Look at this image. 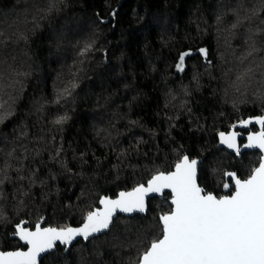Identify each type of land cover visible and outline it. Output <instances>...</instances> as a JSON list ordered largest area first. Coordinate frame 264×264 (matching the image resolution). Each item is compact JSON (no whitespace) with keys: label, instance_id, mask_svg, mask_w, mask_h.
I'll use <instances>...</instances> for the list:
<instances>
[{"label":"trees","instance_id":"16d2710c","mask_svg":"<svg viewBox=\"0 0 264 264\" xmlns=\"http://www.w3.org/2000/svg\"><path fill=\"white\" fill-rule=\"evenodd\" d=\"M49 2L0 0V39H7L0 73L17 81L0 87V103L8 100L5 92L15 98L14 115L0 125V162L8 160L12 178L0 198V251L24 249L10 239L19 221L31 229L44 216L43 226H79L99 197L146 183L156 170H173L183 153L204 161L198 183L217 196L224 194V172L246 178L258 166L257 152L237 158L217 148L219 132L264 112L253 89L225 94L247 67L238 57L247 50L248 28H264L259 19L245 21L226 39L241 0H56L58 10L46 13ZM254 2L243 0L245 9ZM20 33L27 39H18ZM88 43L92 50L81 55ZM201 47L212 66L196 55L178 72L179 53ZM254 55L258 63L260 54ZM63 115L69 119L62 127L52 123ZM57 149V161L71 172L52 159ZM36 169L45 185L29 188L27 179H17ZM85 188L90 192L81 203ZM148 205L146 219L118 216L107 235L79 241L66 255L57 248L40 264H130L144 248L137 240L141 225L169 210V194Z\"/></svg>","mask_w":264,"mask_h":264},{"label":"snow or ice","instance_id":"6c2138e0","mask_svg":"<svg viewBox=\"0 0 264 264\" xmlns=\"http://www.w3.org/2000/svg\"><path fill=\"white\" fill-rule=\"evenodd\" d=\"M56 10H58L56 0H50L46 13ZM262 13L264 0H255L248 10L241 0L235 10V23L228 30L226 39L234 37L245 21L259 19L260 24L264 25ZM115 14L112 13L113 16ZM217 22H221L219 17ZM101 23L104 21L101 20ZM13 35L17 33L14 32ZM0 36H3L2 32ZM18 39L26 40L27 37L20 33ZM244 43L247 50L238 57V61L240 65L248 62L247 67L236 73L235 79L231 80L225 89V94L232 90L244 96L253 89L258 93L261 102H264V28L257 27L253 30L249 27ZM6 45L7 39H0V57L3 56L2 50ZM92 48V43L86 44L81 55L87 54ZM254 54H260L258 63ZM196 55L204 60L206 67L212 66L209 50L201 47L195 51L188 49L179 53L175 64L176 70L183 73L187 67L186 61ZM0 63H6V60L0 58ZM16 83L17 81L10 80L0 73V87L14 88ZM5 94L8 95V100L0 103V125L5 124L14 115L12 105L15 98L10 93ZM68 119L67 115H63L52 123L62 127ZM252 122L251 119L241 120L239 124L247 127ZM255 122L260 124L261 131L251 133L247 138L248 143L244 144L243 148H258L261 151L258 167L251 169L247 178H241L236 171L224 172L223 175L227 179L222 187L226 194L217 196L206 191L198 183L199 173L204 170L201 168L204 161L183 153L173 170H156L146 184H138L131 191H120L114 199L108 196L99 197V206L95 208L89 206L78 227L43 226L46 222L44 216L39 217L31 229L27 227L28 221H19L12 235L23 241L27 250L0 251V264H38L41 254H54L58 245H63V250L68 252L78 238L88 242L98 239L99 234L107 235L111 232L117 226L118 214H127L133 218L134 214H144L140 217L144 220L149 210L148 197L151 194L163 196L165 190H168L171 196L170 208L160 214L154 224L141 225L142 230L138 232L137 240L144 248L142 251L137 250V258L130 260V264H264V116L256 117ZM232 127L235 128L236 125ZM218 135L221 145L232 150L236 156L242 154L238 142L241 135L239 132H219ZM14 152L15 149L8 152L7 157H13ZM60 155L61 150L57 149L52 159L57 161ZM57 162L65 172H71L65 161ZM0 165L2 198L3 185L12 178L8 175L11 168L8 160L0 162ZM15 171L19 174L21 169L16 168ZM39 171V169L31 171L27 177L18 175L17 179L20 181L27 179L29 188L37 183L45 185L46 181L40 178ZM51 178L55 179V175L53 174ZM89 192L90 190L85 188L77 199L83 203ZM23 194L28 195L27 192ZM65 207L71 208L72 205L69 203ZM0 215L3 213L0 212ZM149 236L152 238L149 239ZM53 259L57 260L59 257L54 255Z\"/></svg>","mask_w":264,"mask_h":264},{"label":"water","instance_id":"95a60500","mask_svg":"<svg viewBox=\"0 0 264 264\" xmlns=\"http://www.w3.org/2000/svg\"><path fill=\"white\" fill-rule=\"evenodd\" d=\"M261 116H264V112H263V114L261 115ZM256 117H260V116H256ZM256 117H251V118H246L245 120H249V119H251L253 122L252 123H250L247 127H243V126H240V124H239V122H237V123H235L234 125H236V127L235 128H233L232 126H231V128L229 129V131L228 132H230V131H236V132H239L240 133V131H242V130H248V129H250L251 127H253V126H255V127H257V129H258V131L257 132H254V133H258V132H260L261 131V126H260V124L259 123H256L255 122V118ZM227 133V132H226ZM252 132H250V133H248L247 135H245V136H243V135H240L239 137H238V140L241 138V137H244V139L246 140L245 141V143L244 144H247L248 143V136L251 134ZM241 134V133H240ZM219 135H218V138H217V140H218V143H217V148L218 149H224L225 151H227V152H229V153H231V154H233V155H235V153L232 151V150H230V149H227L226 148V146H224V145H221L220 143H219ZM243 144V145H244ZM243 145L241 146V152H242V154L243 153H246V152H251V151H257V152H259L260 153V155H262V153H261V151L258 149V148H243ZM236 156V155H235ZM236 157H239V156H236ZM261 157V156H260ZM202 160V159H201ZM258 167V166H257ZM227 178L225 177V180H226ZM146 184V183H145ZM132 190V189H131ZM131 190H129V191H131ZM119 193V192H118ZM117 193V194H118ZM166 193H168L169 194V205H170V200H171V196H170V193L168 192V190H165V193L164 194H166ZM108 197H110V196H108ZM116 197V196H115ZM115 197H110V198H115ZM163 196L162 195H160V194H151L149 197H148V201L149 200H151V199H153V198H158V199H161ZM99 206V201H98V204H97V207ZM135 215H144V214H134V216ZM118 216H123V217H129L127 214H118ZM28 225V224H27ZM44 225V224H43ZM80 226V225H79ZM76 227H78V226H76ZM13 230H15V226H14V228H13ZM100 235H102V234H99V236ZM10 239H12V240H16V241H18L23 247H24V249H19V250H24V251H26L27 249H26V247L24 246V244H23V241H20L19 239H18V237H14L13 235H10ZM79 241H82L83 243H86L85 241H83L82 239H79L78 238V241L77 242H79ZM77 242H74V244H73V246L77 243ZM73 246H71V247H73ZM58 247L60 248V249H62V253L64 254V255H66L68 252H65L63 249H64V246L63 245H58ZM71 249V248H70ZM15 251V250H14ZM48 254L47 253H44V254H41V257H39L38 258V264H40L41 263V261L43 260V258L45 257V256H47Z\"/></svg>","mask_w":264,"mask_h":264},{"label":"flooded vegetation","instance_id":"af4514ba","mask_svg":"<svg viewBox=\"0 0 264 264\" xmlns=\"http://www.w3.org/2000/svg\"><path fill=\"white\" fill-rule=\"evenodd\" d=\"M258 131V129H257V127H255V126H253V127H251L250 129H248V130H242V131H240V133H241V135H243V136H245V135H247L248 133H250V132H252V133H254V132H257ZM245 139H244V137H241L239 140H238V142H239V144L242 146L244 143H245ZM251 152H257V151H251ZM229 153V152H228ZM246 153H250V152H246ZM246 153H243V154H246ZM257 153H259V152H257ZM231 154V153H230ZM243 154H241V155H243ZM260 154V153H259ZM233 155V154H232ZM240 155V156H241ZM233 156H235V155H233ZM240 156L239 157H237V158H240ZM261 156V155H260ZM247 178V177H246ZM224 182H225V179H224ZM224 190V189H223ZM224 194H226L225 193V190H224ZM223 194V195H224ZM59 248V247H58ZM62 250V249H61Z\"/></svg>","mask_w":264,"mask_h":264}]
</instances>
